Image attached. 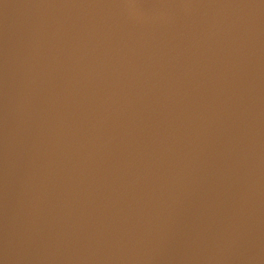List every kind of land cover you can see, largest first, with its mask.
<instances>
[{
    "label": "water",
    "instance_id": "95a60500",
    "mask_svg": "<svg viewBox=\"0 0 264 264\" xmlns=\"http://www.w3.org/2000/svg\"><path fill=\"white\" fill-rule=\"evenodd\" d=\"M0 264H264V0H0Z\"/></svg>",
    "mask_w": 264,
    "mask_h": 264
}]
</instances>
